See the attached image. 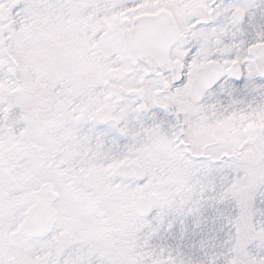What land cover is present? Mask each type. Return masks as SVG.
<instances>
[{
  "label": "snow or ice",
  "instance_id": "obj_1",
  "mask_svg": "<svg viewBox=\"0 0 264 264\" xmlns=\"http://www.w3.org/2000/svg\"><path fill=\"white\" fill-rule=\"evenodd\" d=\"M0 264H264V0H0Z\"/></svg>",
  "mask_w": 264,
  "mask_h": 264
}]
</instances>
